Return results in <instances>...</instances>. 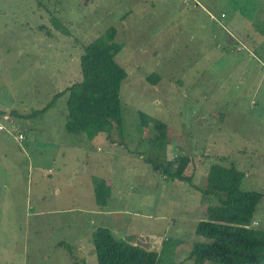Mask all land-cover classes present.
Instances as JSON below:
<instances>
[{"label": "rangeland", "instance_id": "rangeland-1", "mask_svg": "<svg viewBox=\"0 0 264 264\" xmlns=\"http://www.w3.org/2000/svg\"><path fill=\"white\" fill-rule=\"evenodd\" d=\"M110 27L127 71L115 143L68 132L66 96L54 99L78 77L83 45ZM1 112L16 121L0 114V264H97V226L140 248L159 240L158 264H193L194 240L211 242L195 226L218 204L201 193L209 167L233 164L243 190L264 193V0H0ZM152 118L168 127L166 147L149 140ZM140 155L191 156L196 187ZM100 180L106 212L83 211ZM70 202L80 212L46 211ZM254 211L264 229V198Z\"/></svg>", "mask_w": 264, "mask_h": 264}, {"label": "trees", "instance_id": "trees-1", "mask_svg": "<svg viewBox=\"0 0 264 264\" xmlns=\"http://www.w3.org/2000/svg\"><path fill=\"white\" fill-rule=\"evenodd\" d=\"M114 37L115 29L110 27L102 37L83 45L78 77L54 96V99L66 96L65 129L68 132H83L88 137L103 132L113 142L111 132L122 128L120 87L127 71L114 60L118 48L113 42ZM158 78L153 74L148 76L151 82ZM39 111L34 110L28 116ZM12 114L22 117L17 112ZM141 118V128L147 127L145 114ZM151 122L155 132L150 142L164 145L167 143V125L154 118ZM150 157L145 159L155 171L196 187L192 182L193 172L186 173L191 156L179 155L173 161L170 159L163 163H157ZM243 177L244 173L233 164L214 163L209 167L206 188L201 189V193L203 198H213L218 204L209 206L206 209L208 219L200 220L195 226V232L211 242L193 243L190 251L193 264H264V229L252 226L254 209L258 200L264 198V193L243 190ZM94 195L99 205L106 203L110 188L104 180L96 182ZM91 239L97 264L159 263L157 251L131 245L126 239H116L107 227L97 226Z\"/></svg>", "mask_w": 264, "mask_h": 264}, {"label": "crops", "instance_id": "crops-1", "mask_svg": "<svg viewBox=\"0 0 264 264\" xmlns=\"http://www.w3.org/2000/svg\"><path fill=\"white\" fill-rule=\"evenodd\" d=\"M229 39H230V41L231 42H234V40H233V38H232V35H229ZM69 85V84H68ZM4 113H9V112H1L0 114H4ZM11 114H12V111L10 112ZM14 115V114H13ZM16 118H17V116L16 115H14ZM19 118H17V120H18ZM16 121V120H15ZM167 130H168V127H167ZM97 151H101V149H96ZM141 156V158H143L144 160H145V158H146V156H144V155H140ZM168 160V159H167ZM50 169V168H49ZM105 182H106V184L109 186V188H110V184H109V182H107L106 180H105ZM95 184H96V181H95V183L94 182H92L91 184H90V187H91V189H92V195H93V205L91 206V194L90 195H88V198H89V205H90V207H88V208H83L82 210L83 211H85V212H89V213H92V214H101V213H104V212H106V211H104L103 209L104 208H106L107 207V201H106V203L104 204V205H99L97 202H96V200H95V195H94V187H95ZM110 191H111V188H110ZM81 196V195H80ZM76 196L75 195H73V196H67L66 198H69V199H71V200H73V198H75ZM65 198V197H64ZM80 199H81V197H80ZM80 201V200H79ZM78 201V202H79ZM79 204H75V203H73V202H70L69 204H65V206L64 207H62V208H59V209H57V210H51V209H47L46 211H47V213H49V212H51V214H64V213H72V212H80V207L78 206ZM203 213L204 212V210H203V206L201 205L200 206V213ZM204 214V213H203ZM257 223L258 221L256 220V218H254L253 219V223L252 224H254V223ZM255 225V224H254ZM165 240V239H164ZM194 241H197V240H194ZM198 241H201V240H198ZM148 242H151L152 243V240H150V241H148ZM151 243H147V245H151ZM194 243V242H193ZM60 245H62V243H60ZM164 246H166V245H163V244H161L160 243V241L158 240L157 242H155V244H154V246H153V249L152 248H150V249H152V250H158V249H161L162 247H164ZM205 264H208V262H206Z\"/></svg>", "mask_w": 264, "mask_h": 264}, {"label": "built area", "instance_id": "built-area-1", "mask_svg": "<svg viewBox=\"0 0 264 264\" xmlns=\"http://www.w3.org/2000/svg\"><path fill=\"white\" fill-rule=\"evenodd\" d=\"M2 115H3L2 117H3L4 120L9 121L10 123H14V122H15V119H13V118L11 117V115H9V114H8V115H5V113L2 114ZM3 128H4V126L0 124V130L3 129ZM17 138H18V139H22V138H23V135L19 133V134L17 135Z\"/></svg>", "mask_w": 264, "mask_h": 264}]
</instances>
